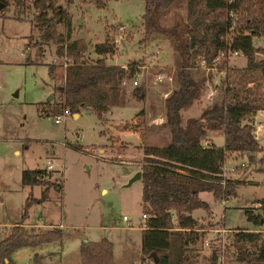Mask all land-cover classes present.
I'll return each mask as SVG.
<instances>
[{"label":"rangeland","instance_id":"374dc122","mask_svg":"<svg viewBox=\"0 0 264 264\" xmlns=\"http://www.w3.org/2000/svg\"><path fill=\"white\" fill-rule=\"evenodd\" d=\"M4 1L0 0V241L9 235L5 227L20 223L27 198L32 201L24 224L42 225L43 232L61 226L63 238L61 248L60 244L51 243L38 249H20L12 255L11 264H79L81 244L103 239L113 245L114 264H141L142 184L136 181L126 185L141 170L143 148L163 147L170 139L169 130L164 126V101L177 88L174 63L180 55L177 43L187 40L183 27L179 28L177 43L162 32L145 39L143 0H108L102 10L91 1L70 0L65 4L57 0L66 8L71 20L67 42L79 39L85 42L86 63L94 64L103 59L108 66L127 67L136 63L148 67L140 71L137 86L128 80L122 87L124 106L113 108L101 120L93 112L82 110L77 118L62 117L61 123L55 125L57 115H52L47 106L49 102L52 105L60 101L54 92L60 82L53 81L48 73L56 57L55 47L52 41L42 39L41 31L31 29L33 10L18 18L15 7L6 6ZM174 1V5L159 16L162 28L186 21V1ZM236 21H239L238 14ZM119 25L124 26L125 31L117 43L116 26ZM59 32L66 34L63 27ZM46 37L50 35L46 33ZM36 42L42 46V56L29 45ZM113 42L112 52L104 56L96 54L97 44L112 45ZM253 42L256 49L264 46L261 38ZM156 51L161 55L153 66L150 60ZM194 65L192 76L202 91L198 101L180 111L184 125L188 119L198 118L204 109L220 101L227 78L225 73L208 71L199 56ZM228 68L245 69V58L241 54L230 58ZM161 72L172 75L173 81L154 85L153 76ZM262 73L254 71L253 82L248 86L264 95ZM142 85L146 89L145 99L139 102L131 92ZM49 95L54 99L47 102ZM160 119L162 123L158 124ZM126 126L131 130L140 127L144 135L124 132ZM212 132L215 136L220 133ZM260 154L254 157V162H250L247 155L231 162V167L244 168L230 172L232 177L228 178L247 182L236 189L235 198L221 204L214 202L211 195H200L210 209L192 214L205 229L198 233L200 239L189 246L192 257L188 264H210L212 253L218 256L227 252L230 232L258 229L248 222L244 212L259 208L258 202L264 199V172H260L264 169L258 163L264 155ZM49 164L52 165L48 172L51 176L43 180L59 181L61 190L51 188L42 200L44 188L22 187L21 173L23 170L46 171ZM123 216L132 227L122 221Z\"/></svg>","mask_w":264,"mask_h":264},{"label":"trees","instance_id":"16d2710c","mask_svg":"<svg viewBox=\"0 0 264 264\" xmlns=\"http://www.w3.org/2000/svg\"><path fill=\"white\" fill-rule=\"evenodd\" d=\"M63 1L67 4L70 0ZM83 1H91L102 10L108 0ZM143 1L145 39L162 32L177 43L182 26L187 40L177 43L180 55L175 60L173 74L177 88L164 101V126L169 130L170 139L163 147L143 148L141 211L147 220L142 228L141 264H146V261L149 264H188V259L192 257L189 246L200 239L198 233L205 229L192 214L210 209L200 195H211L214 202L235 198L236 189L241 184L238 180L223 178L224 164L231 156L244 155L254 162V157L262 153L253 135L252 118L256 112L264 111V95L251 90L248 85L253 82L254 71H262L264 78V46L256 49L253 42L261 38L264 44V0H185V23L166 29L160 27L159 16L168 11L175 1ZM4 3L15 7L18 18L33 10L31 29L41 31L44 41H52L54 56H65L70 60L66 68H48L49 77L60 82L54 90L60 101L52 105L47 103L52 115L60 116L66 109L70 115L89 110L101 120L113 108L123 104L121 83L134 77L138 64L122 68L108 66L103 59L94 64L86 63L85 42L81 39L67 42L71 20L66 8L57 0H5ZM60 27L65 28V35L60 34ZM29 45L37 49L40 56L43 55L38 42ZM95 50L97 55L104 56L112 52L113 45L97 44ZM232 52L245 58V69L229 70L228 61ZM220 54L224 58L217 63V67L225 69L227 76L220 101L204 109L198 118L188 119L185 125L182 124L180 111L198 101L202 91L191 72L195 67V58L199 56L207 68H212ZM258 55L262 58H256ZM145 93L143 85L131 92L139 102L145 99ZM213 130H218L223 137L221 147L203 145L207 133ZM258 163L264 169V156ZM46 175L42 170H23L21 185L25 188L43 187L41 199L44 200L51 188L61 190L59 181H44ZM31 201L26 199L20 223L11 227L9 235L0 241V264H11L12 255L20 249L62 242L60 228L45 232L25 228L24 221ZM258 204L259 208L252 209L254 213L244 212L248 222L258 228L256 232H230L227 252L232 259H228L227 264H264V199ZM216 260L217 255L212 253L210 264H216ZM79 264H114L113 245L105 239L97 243H82Z\"/></svg>","mask_w":264,"mask_h":264},{"label":"built area","instance_id":"2783aa9c","mask_svg":"<svg viewBox=\"0 0 264 264\" xmlns=\"http://www.w3.org/2000/svg\"><path fill=\"white\" fill-rule=\"evenodd\" d=\"M116 31H117L118 39L115 42L119 43V40L121 39L120 34L124 33L125 27L122 26V25L116 26ZM112 45H114V42L112 43ZM155 53L156 54L153 55L152 58H151V60H150V63L153 66H156L157 65L158 56L160 57V55H161L159 53V51H156ZM237 55H238V53L232 52L230 54V56H229V59L232 58V57H235ZM223 58H224V55L223 54H220L219 57L214 61L212 68H207L205 66L204 62H202V66L205 67V68H207L208 71L225 73V71H226L225 69H220L219 67H217L218 66L217 63H219V61L221 59H223ZM63 59H64L63 62H59L58 61V60L61 61ZM163 59H164V56H163ZM69 62H70V60L67 59L65 56L62 57V58L55 57V58L52 59V65L51 66L66 68V66L68 65ZM147 67L148 66H139V65L137 66V72H136V74L134 75V77L132 79H130V81L132 82V85L134 87L138 85V82H139L138 78H139L140 71L141 70H144V69H147ZM127 81L128 80H124L121 83L122 87L126 85ZM165 81L172 82L173 81L172 75H169V74H167L165 72H161V73H157V74H155L153 76V84L154 85H160V84L164 83ZM210 95H212V94H210ZM67 116H70V113H69L68 109L64 110V112H63L62 115L55 116L54 121H53L54 124L55 125L60 124L62 117H67ZM161 123H162V120L161 119L158 120V124H161ZM238 168L239 167H236V168H226V163H225L224 164V167H223V174L226 171L233 173V172L237 171ZM51 170H52V165L49 164L46 167V171H45L46 174H47L46 176L49 177V173L48 172H50ZM222 202H224V201H222ZM146 220H147V216L142 215L141 219L139 220L140 223H141V228L144 227V223H145ZM122 221L124 223H127L128 227H132L131 224H130V222H129V220L125 216L122 217ZM205 245L206 246L208 245V242L207 241L205 242ZM228 259H232V256H231L230 252H222L220 255L217 256L216 264H227L226 262H227Z\"/></svg>","mask_w":264,"mask_h":264},{"label":"crops","instance_id":"0c3cea01","mask_svg":"<svg viewBox=\"0 0 264 264\" xmlns=\"http://www.w3.org/2000/svg\"><path fill=\"white\" fill-rule=\"evenodd\" d=\"M122 68H126L125 65H122L120 66ZM239 68H243V67H239ZM49 96H52V95H49ZM48 96V97H49ZM52 99H54V97L52 96ZM51 99V100H52ZM48 102V101H47ZM50 103V102H49ZM125 104V101H123V106ZM141 111V110H140ZM139 113V112H138ZM202 113V112H201ZM80 115V114H78ZM77 115V116H78ZM77 116H74L75 118H77ZM106 116V115H105ZM193 119H196V117H194ZM253 120V127H254V132H253V135L256 139V141L258 142V144L260 145L261 149H262V153L260 155H264V111H258L255 113V115L253 116L252 118ZM59 125V124H58ZM124 132H133V133H138L139 135L141 134V136L144 135V132L142 131V129L140 127L138 128H134L133 130L127 128V126L123 129ZM107 135H109V133H107ZM111 140V139H110ZM203 145L204 146H211V145H215L217 147H221L223 145V137L221 136V134H218V135H214L212 131L208 132L207 133V136L205 137V139L203 140ZM237 158H240V157H235V156H231L228 158V160L226 161V168H236V167H239V166H235V167H231V162ZM143 159V158H142ZM142 164V162L140 163ZM243 167H239L237 169V171L233 172V173H236L238 171H241V169H243ZM137 172V171H135ZM225 174H223V178L226 177V179H229L228 176L232 177V174L229 172V173H226L224 172ZM228 174V175H227ZM231 180H236L234 178H232ZM240 182V184H247L246 181H243V180H238ZM221 204H224V202H220ZM25 228L27 229H34L35 231H40V232H43V229L44 227L42 225H39V224H35V225H26L24 224ZM61 226H55L53 228H60ZM6 228V227H5ZM11 227L9 228H6V229H10ZM50 230V229H49ZM62 231V230H61ZM45 232V231H44ZM62 241H63V238H62ZM57 244H60V248H61V243H57ZM46 245H49V244H46ZM42 246H45V245H42ZM40 246V247H42ZM39 247L37 248H34V249H38ZM113 257H114V254H113Z\"/></svg>","mask_w":264,"mask_h":264},{"label":"water","instance_id":"95a60500","mask_svg":"<svg viewBox=\"0 0 264 264\" xmlns=\"http://www.w3.org/2000/svg\"><path fill=\"white\" fill-rule=\"evenodd\" d=\"M2 5L0 4V9H1ZM52 99V96H49L47 98V101L49 102L50 100ZM73 116H77V115H73ZM141 180V173L140 172H137L135 173V175L128 181L127 186L131 185L133 182H136V181H140Z\"/></svg>","mask_w":264,"mask_h":264}]
</instances>
